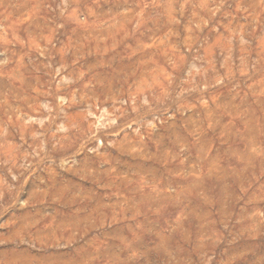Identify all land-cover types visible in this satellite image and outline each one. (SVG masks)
I'll return each instance as SVG.
<instances>
[{
    "label": "rangeland",
    "instance_id": "1",
    "mask_svg": "<svg viewBox=\"0 0 264 264\" xmlns=\"http://www.w3.org/2000/svg\"><path fill=\"white\" fill-rule=\"evenodd\" d=\"M0 264H264V0H0Z\"/></svg>",
    "mask_w": 264,
    "mask_h": 264
}]
</instances>
